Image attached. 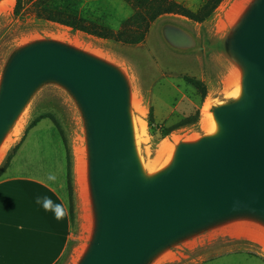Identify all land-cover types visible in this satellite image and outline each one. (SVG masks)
<instances>
[{
	"label": "water",
	"instance_id": "1",
	"mask_svg": "<svg viewBox=\"0 0 264 264\" xmlns=\"http://www.w3.org/2000/svg\"><path fill=\"white\" fill-rule=\"evenodd\" d=\"M163 36L176 49L194 45L174 26ZM223 47L238 95L212 110L215 132L177 144L153 172L139 158L118 68L50 40L12 54L0 78V147L45 84L64 88L83 119L92 219L76 264H156L237 226L264 235V0H248Z\"/></svg>",
	"mask_w": 264,
	"mask_h": 264
},
{
	"label": "rangeland",
	"instance_id": "2",
	"mask_svg": "<svg viewBox=\"0 0 264 264\" xmlns=\"http://www.w3.org/2000/svg\"><path fill=\"white\" fill-rule=\"evenodd\" d=\"M15 1H1V6L6 9L0 11V78L16 50L41 40L59 42L115 66L124 74L129 85L135 145L145 168L149 166L154 168V171L162 169L177 144L209 135L210 128H205L202 122V108L208 104L211 114L215 107L232 101L238 90V73L224 51L223 40L231 30L226 13L234 3L241 0H224L202 24L179 15H161L150 24L144 41L138 45H125L96 38L37 19L31 9V4L37 0H23L25 9L21 15L15 16ZM169 1L196 11L207 0ZM45 7L71 13L113 31H117L136 11L135 5L127 0H49ZM166 26H174L188 33L193 39V47L181 50L170 46L163 36ZM185 77L204 83L207 89L204 100L196 89L185 81ZM140 108L143 109L144 135H140L136 127ZM150 110L154 124L162 128L177 125L196 111L199 112V120L195 125L179 128L161 138L158 132L152 133L148 127ZM45 114L52 115L59 123L73 158L72 204L76 217L72 228L74 239L70 241L59 264H76L88 243L92 213L89 197L83 198L76 185L75 168L79 163L77 149L82 150L86 162L84 123L76 103L64 88L57 84H45L32 95L0 147V165L22 138L26 126L33 119ZM40 123V129L33 131L23 155L33 153L38 160L40 146L34 139L46 135L49 129L55 134L56 142H59V148L55 145L52 147L54 162L59 154L63 153L64 156L65 146L50 120L45 119ZM15 129L19 131L16 133ZM166 141L171 149L163 153L167 147ZM60 169L62 173L55 177L54 183L62 190L68 204L64 164ZM237 228L243 232L252 231L244 226ZM246 260L251 262L249 264H264V238L222 232L189 245L156 264H246Z\"/></svg>",
	"mask_w": 264,
	"mask_h": 264
},
{
	"label": "crops",
	"instance_id": "3",
	"mask_svg": "<svg viewBox=\"0 0 264 264\" xmlns=\"http://www.w3.org/2000/svg\"><path fill=\"white\" fill-rule=\"evenodd\" d=\"M40 125L25 136L0 179V264H59L74 239L67 201L62 190L48 179L59 176L63 164L66 177L65 154L56 156L54 162L51 155L53 145L59 143L55 134L47 129L46 135L34 139L40 146L38 160L33 153L23 155ZM45 196L63 205L62 219L56 220L52 212L36 203Z\"/></svg>",
	"mask_w": 264,
	"mask_h": 264
},
{
	"label": "trees",
	"instance_id": "4",
	"mask_svg": "<svg viewBox=\"0 0 264 264\" xmlns=\"http://www.w3.org/2000/svg\"><path fill=\"white\" fill-rule=\"evenodd\" d=\"M49 0H37L31 4L32 12L37 19H42L46 22L55 23L60 26L69 28L73 31H78L89 36L104 40H113L125 45H138L142 43L149 31L150 24L154 22L158 17L164 14H174L184 17L194 23L202 24L207 21L215 12V10L220 6L224 0H207L203 5L196 11H192L180 4L174 3L169 0H127L129 3L134 4L136 11L134 14L127 19L117 31H113L109 28L97 25L93 22L67 13L61 10H53L45 5ZM25 9V4L23 0H16L13 13L15 16L21 15ZM185 81L196 89L200 94L202 100L206 98L207 89L202 81L194 78L185 77ZM50 120L56 130L58 131L62 142L65 146V162H66V188L68 194V209L70 215V222L73 228L76 217L74 213V208L72 204L74 190H73V158L72 154L66 143L63 131L56 121V119L50 115H40L33 119L25 128L24 133L20 141L10 150L4 159L3 163L0 165V179L4 172L10 165L11 160L16 155L19 147L24 140L25 136L36 127L42 120ZM199 112L196 111L194 115L185 118L179 124L171 126L169 128H162L156 126L153 122L152 111L150 110L148 115V127L152 133L158 132L161 138H165L170 135L173 131L192 126L198 123Z\"/></svg>",
	"mask_w": 264,
	"mask_h": 264
},
{
	"label": "bare ground",
	"instance_id": "5",
	"mask_svg": "<svg viewBox=\"0 0 264 264\" xmlns=\"http://www.w3.org/2000/svg\"><path fill=\"white\" fill-rule=\"evenodd\" d=\"M248 2V0H241L240 2H237V3H234L232 5V7L229 9V11L226 13V20L228 22L229 25H234L240 15L242 14V11L244 10L245 8V5L246 3ZM1 3L0 2V11L6 9V7L4 8L3 6H1ZM65 36V34L63 35ZM238 91H236L235 95ZM207 104V103H205ZM204 106V105H203ZM143 109H139V117L136 121V127H137V130L139 132L140 135H144L145 133V128H144V118H143ZM202 122H203V125L205 126V128H210V131L211 132H215L216 131V125H215V122L213 120V117L212 115L209 113V105H205L203 108H202ZM19 131V129H15V132L17 133ZM195 140L194 138L190 139V140H187V141H193ZM167 142V141H166ZM170 147H169V144L167 142V147H166V150L163 152H167V151H170ZM77 153V156H78V159H79V163H80V167H79V163L76 165V168H75V171H76V176H77V182H76V185L78 187V190L80 192V195L83 197V198H87L88 197V191H89V187H88V181H87V171H86V164H85V160H84V154L82 152V150H79L77 149L76 151ZM162 153V154H163ZM160 154V155H162ZM149 172H153L154 171V168H151V167H147L146 168ZM237 227H240V226H237ZM230 228L228 230H225L223 231L224 233H227L229 235H249V236H252V237H255V238H264V235L258 231V230H252V231H245L243 232L242 229H239V228Z\"/></svg>",
	"mask_w": 264,
	"mask_h": 264
},
{
	"label": "clouds",
	"instance_id": "6",
	"mask_svg": "<svg viewBox=\"0 0 264 264\" xmlns=\"http://www.w3.org/2000/svg\"><path fill=\"white\" fill-rule=\"evenodd\" d=\"M48 179L54 181L55 177L49 176ZM36 203L40 204L44 209V211L52 212L56 220H60L63 218L64 215L63 205L60 203L53 202V200L50 197L45 196L42 199L38 198Z\"/></svg>",
	"mask_w": 264,
	"mask_h": 264
}]
</instances>
